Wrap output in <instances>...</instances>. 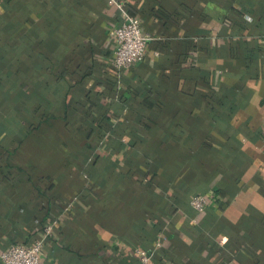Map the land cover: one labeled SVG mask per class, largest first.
<instances>
[{"label": "crops", "instance_id": "obj_1", "mask_svg": "<svg viewBox=\"0 0 264 264\" xmlns=\"http://www.w3.org/2000/svg\"><path fill=\"white\" fill-rule=\"evenodd\" d=\"M263 120L264 0H0V252L57 213L43 264H264Z\"/></svg>", "mask_w": 264, "mask_h": 264}, {"label": "built area", "instance_id": "obj_2", "mask_svg": "<svg viewBox=\"0 0 264 264\" xmlns=\"http://www.w3.org/2000/svg\"><path fill=\"white\" fill-rule=\"evenodd\" d=\"M123 8L122 4L118 5ZM112 42L115 46V55L113 65L119 71L128 69L135 63L144 60L147 50V42L151 38L142 27L139 17L125 14L123 19L112 28ZM264 122V120H263ZM262 140L264 141V123ZM190 206L197 212L203 213L208 206L209 200L206 194H195L191 197ZM60 215H53L52 218L45 223L42 232L38 238L31 244L16 243L9 248L0 252V262L2 264H43L41 253L45 242L52 239L56 235L60 223ZM163 246V241L157 242L155 248ZM138 264H152V252L137 248Z\"/></svg>", "mask_w": 264, "mask_h": 264}, {"label": "trees", "instance_id": "obj_3", "mask_svg": "<svg viewBox=\"0 0 264 264\" xmlns=\"http://www.w3.org/2000/svg\"><path fill=\"white\" fill-rule=\"evenodd\" d=\"M53 120H59V122H57V123H59L61 126H62V130H63V136H64V138H63V140L61 141V146L63 147V149L65 148V150L64 151H66L67 149H69L70 147H72V146H70V145H74L73 143L75 142V144H76V141L74 140V135H73V133H72V127H70L69 125H68V122H67V120H65V119H57V117L56 116H54L52 113H45V114H43V116L41 117V121H40V125H42V124H47V123H50V121H53ZM69 126V127H68ZM97 129H98V131H99V128L97 127ZM101 129H103L102 127H101ZM135 135V134H134ZM136 136V135H135ZM142 138L140 135H137L136 137H134V139L135 138ZM71 139V141H73V143H71V144H69L70 143V141H67V139ZM137 138V139H138ZM86 148H87V146H85L84 144L82 145V147L81 148H79L78 150H79V154H81V153H83V151L84 150H86ZM76 155H78V153L75 151V152H70L69 153V157L67 158V160L65 161L66 163L67 162H72V160L76 157ZM144 163H146V162H144ZM69 164V163H68ZM146 165H147V163H146ZM30 179L34 182V179L33 178H31V176H30ZM53 215H57V213H52L51 215H49V220L52 218V216ZM45 224H43V226H44ZM43 226H42V228H43Z\"/></svg>", "mask_w": 264, "mask_h": 264}]
</instances>
